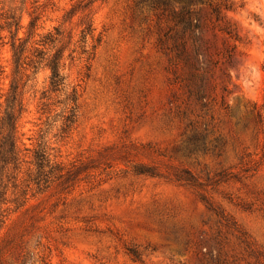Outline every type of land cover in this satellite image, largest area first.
Instances as JSON below:
<instances>
[{
	"label": "rangeland",
	"instance_id": "1",
	"mask_svg": "<svg viewBox=\"0 0 264 264\" xmlns=\"http://www.w3.org/2000/svg\"><path fill=\"white\" fill-rule=\"evenodd\" d=\"M183 6L0 0V144L14 78L22 103L7 197L40 147L61 175L3 205L0 264H264V0L190 4L191 28Z\"/></svg>",
	"mask_w": 264,
	"mask_h": 264
},
{
	"label": "trees",
	"instance_id": "2",
	"mask_svg": "<svg viewBox=\"0 0 264 264\" xmlns=\"http://www.w3.org/2000/svg\"><path fill=\"white\" fill-rule=\"evenodd\" d=\"M181 2H184V6L182 10L177 14L176 16L179 18L180 22L185 24L186 28H191L192 26V21L190 20V13L188 10V5L193 4V3H204L205 0H180ZM164 2L168 3L170 0H164ZM158 2L157 4H159ZM211 7L213 8V12L219 16L220 14V7L218 5H215L214 3L210 2L209 3ZM8 18H12L13 21L8 22L7 25L9 28L12 27L13 24L16 25V32L12 33V48L14 51V58H15V63H16V74L20 73V67L22 66V60H23V54H24V44L27 41V39L23 40L21 37L18 35V31L20 28V19L16 18L14 15L10 16ZM37 20L38 17L33 18L30 21L29 27L30 29H33L37 25ZM61 60H62V54L59 51L56 52L54 57L49 61V67L52 70V75H51V84L54 88L59 87L61 84L64 82V76L62 74V69H61ZM19 90V80L17 78H14L11 84V98H9L8 102V111H7V118H6V123H7V134L5 136V142L0 144V163L2 162V166L0 165V227L3 225L5 218L8 215V211L11 209L10 207L3 208V205L15 202L17 206L20 204L19 201L21 198H26L28 191L30 189L31 184H35L38 189H43L49 187V185L55 181V179L59 178L61 175L55 173L57 170V167L51 163V159L47 155V150L43 147H40L35 151V157L34 161L32 162L33 165H35L36 171L33 172L31 168H29V178L27 180V183L25 184L24 187H21L18 190L19 183H18V177L17 175L12 176V178L15 179L13 187L16 197L13 199H8L7 193H8V184L4 183L3 181V174L1 172L2 170L8 169L9 165H13L12 168L14 171L20 169L19 164L21 163L20 161V150L18 149V139L16 137V132H17V120L19 115L17 116V106H21L22 103L19 102L17 105V99L19 96L18 93ZM22 110V107L18 109ZM75 108L72 107L70 109L71 114L68 115L66 120L69 122H72V118L74 116ZM58 172H61V170ZM10 176V174H8ZM19 194V195H18Z\"/></svg>",
	"mask_w": 264,
	"mask_h": 264
}]
</instances>
